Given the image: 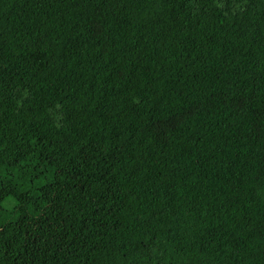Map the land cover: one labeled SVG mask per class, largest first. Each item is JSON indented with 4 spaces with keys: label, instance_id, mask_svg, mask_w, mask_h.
Masks as SVG:
<instances>
[{
    "label": "trees",
    "instance_id": "1",
    "mask_svg": "<svg viewBox=\"0 0 264 264\" xmlns=\"http://www.w3.org/2000/svg\"><path fill=\"white\" fill-rule=\"evenodd\" d=\"M0 264H264V0H0Z\"/></svg>",
    "mask_w": 264,
    "mask_h": 264
}]
</instances>
